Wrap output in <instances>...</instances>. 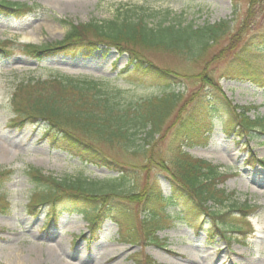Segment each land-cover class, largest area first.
I'll list each match as a JSON object with an SVG mask.
<instances>
[{
	"label": "rangeland",
	"instance_id": "1",
	"mask_svg": "<svg viewBox=\"0 0 264 264\" xmlns=\"http://www.w3.org/2000/svg\"><path fill=\"white\" fill-rule=\"evenodd\" d=\"M10 1L39 7L22 17L0 14V41L8 46L12 41L42 45L62 40L69 24L61 20L73 23L92 19L106 21L143 13L151 26L165 18L169 22L183 21L196 26L231 20L233 30H236L248 10V0ZM262 33L264 9L262 12L259 10V17L250 25L246 35ZM226 42L228 40L224 39L220 45L210 49L206 60L199 62L165 52L143 51V55L155 65L182 76L176 77L180 82L175 86L176 92L188 96L194 91H202L215 99V129L211 139L203 147L186 148V151L228 175L220 187L232 195L230 205L248 201L259 207L257 212L246 218L232 208L234 223L243 231L234 234L236 238L227 244L220 230L211 228L219 221L190 207H186L188 214L185 217L163 221L156 233L160 241L144 246L119 241V225L111 220H107L100 231L94 232L89 228L87 218L77 212L64 213L55 223L48 222L45 215L50 205L41 214H34L29 208L36 196L29 169L35 168L57 178L83 176L96 181L111 179L118 173L108 164L90 162L76 150L71 152L55 142L53 133H47L48 126L44 122H29L24 127L15 125L12 94L17 84L22 80L65 74L110 81L114 86L130 89L135 99L156 95L161 89L149 78L126 72L128 55L114 49L98 48L90 57L57 55L43 61L20 51L6 58L0 56V146L4 145L8 152V156L0 155V171L13 172L0 189L10 203V211L0 213V264H136V258L144 263L147 255L155 264H264V167L261 166L264 164V138L255 136L249 140L225 133L231 127L229 106L238 109L249 107L250 117H264V89L248 81L221 75L226 58L218 60L215 57ZM207 61L209 74L218 81L214 87L199 82L200 78L196 77L203 74ZM255 63L264 67L261 59L254 60L252 64ZM168 142L169 138H166V151ZM158 146L164 147L165 143ZM102 150L120 165L133 167L130 169L135 172L132 179L138 181L139 186L158 179L164 194H172L168 174L156 167L141 170L145 160L139 154L103 147ZM66 206L62 201L60 208ZM169 210L170 216H174L180 208L175 206ZM105 256L107 259L103 261Z\"/></svg>",
	"mask_w": 264,
	"mask_h": 264
},
{
	"label": "trees",
	"instance_id": "2",
	"mask_svg": "<svg viewBox=\"0 0 264 264\" xmlns=\"http://www.w3.org/2000/svg\"><path fill=\"white\" fill-rule=\"evenodd\" d=\"M38 7L0 0V14L4 16L22 17L35 12ZM263 9L264 0H248L246 17L236 30H233L231 20L196 26L183 21L169 22L165 18L151 26L143 13L106 21L92 19L73 23L61 20L69 24L63 39L42 45L12 41L8 46L0 41L1 57L20 51L38 61L57 55L90 57L98 48L114 49L128 55L126 72L149 78L161 89L156 95L135 99L130 89L114 86L110 81L65 74L22 80L17 84L12 94L15 125L24 127L29 122H44L55 142L76 150L90 162L108 164L118 173L111 179L96 181L83 176L57 178L35 168L29 169L36 194L29 204L30 210L40 214L50 205L46 218L53 222L65 212H81L94 232L111 220L119 225V241L144 246L160 241L156 233L163 221L185 217L188 214L186 207H190L218 220L211 228L220 230L227 243L233 241L234 234L243 230L234 223L232 208L246 218L259 207L248 201L230 205L232 195L220 187L228 175L186 151V148L205 146L210 140L215 129V99L202 91H194L188 96L176 92L175 86L180 84L176 77L182 76L155 65L143 51L171 53L199 62L206 60L210 49L226 39L228 42L215 57L218 60L226 58L221 75L248 81L264 89V67L252 64L256 59L264 61V33L246 35L259 17V10L262 12ZM207 66L208 61L203 74L196 77L200 78L199 82L214 87L218 81L209 74ZM229 109L231 127L225 130L226 134L249 140L255 136L264 138L263 116L250 117L249 107L229 106ZM166 138H169L167 151ZM162 142L165 146H158ZM102 147L139 154L145 160L141 170L156 167L168 174L172 194H164L158 179L139 186L138 181L132 179L135 172L130 169L133 167L110 159ZM12 173L11 170L0 171V189ZM62 201L67 206L60 208ZM0 205V213L10 211V203L2 192ZM175 206L180 210L170 216L169 209ZM213 206L217 209L213 210ZM135 261L136 264H155L148 255L144 263L139 258Z\"/></svg>",
	"mask_w": 264,
	"mask_h": 264
},
{
	"label": "bare ground",
	"instance_id": "3",
	"mask_svg": "<svg viewBox=\"0 0 264 264\" xmlns=\"http://www.w3.org/2000/svg\"><path fill=\"white\" fill-rule=\"evenodd\" d=\"M8 149H9V147H8ZM6 153H8V152H7V150L5 151L4 145L0 146V155L2 156V154H3L4 156H8V154H6ZM51 255L54 257L55 256V251H54V253L52 252ZM106 257L107 256H105V258H103V261L105 259H107Z\"/></svg>",
	"mask_w": 264,
	"mask_h": 264
}]
</instances>
